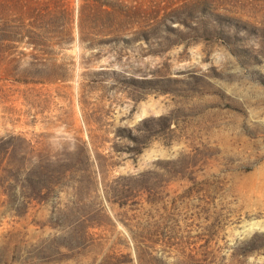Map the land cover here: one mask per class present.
<instances>
[{"label":"rangeland","instance_id":"obj_1","mask_svg":"<svg viewBox=\"0 0 264 264\" xmlns=\"http://www.w3.org/2000/svg\"><path fill=\"white\" fill-rule=\"evenodd\" d=\"M0 264H264V0H0Z\"/></svg>","mask_w":264,"mask_h":264}]
</instances>
